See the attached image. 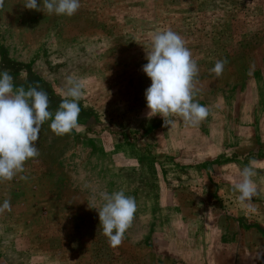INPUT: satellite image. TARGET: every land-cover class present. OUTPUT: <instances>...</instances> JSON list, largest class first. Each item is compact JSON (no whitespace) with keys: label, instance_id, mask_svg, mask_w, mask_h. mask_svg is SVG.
Wrapping results in <instances>:
<instances>
[{"label":"rangeland","instance_id":"obj_1","mask_svg":"<svg viewBox=\"0 0 264 264\" xmlns=\"http://www.w3.org/2000/svg\"><path fill=\"white\" fill-rule=\"evenodd\" d=\"M24 3L0 10V70L14 86L39 82L53 115L66 77L84 94L80 126L57 135L46 121L28 179L0 181V203L11 202L0 264H264V208L232 190L253 161L264 186V0H80L71 17ZM167 29L198 65L194 99L209 110L198 127L146 116L142 66ZM117 190L137 211L114 248L97 210L99 193Z\"/></svg>","mask_w":264,"mask_h":264},{"label":"clouds","instance_id":"obj_2","mask_svg":"<svg viewBox=\"0 0 264 264\" xmlns=\"http://www.w3.org/2000/svg\"><path fill=\"white\" fill-rule=\"evenodd\" d=\"M48 14L73 16L80 8V0H42ZM5 0H0V10ZM23 6L29 10L41 11V0H25ZM147 63L142 71L151 84L144 91L146 116L159 115L164 126L173 123L172 117L179 116L187 126L198 127L209 116V110L194 97L197 94L195 80L198 76L197 62L185 40L171 29L158 31L152 36L151 50L146 55ZM227 60H217L210 70L220 77ZM14 86L10 69L0 70V181H11L19 175L27 180L25 163L39 156L36 142L43 124L51 121L50 129L57 135L70 133L80 125L79 101L83 96V85L78 78L66 77V90L54 115L49 110L50 97L39 82H27ZM254 161L244 166L240 179L233 184V192L239 193L238 201L249 211L254 210L252 201L259 195L258 185L253 177L256 171ZM103 201L97 210L99 225L112 247H119L126 231L132 226L137 203L134 197L125 195L123 190L99 193ZM95 199V196L93 197ZM94 208V207H93ZM11 211V202L0 203V213ZM264 256L258 253L257 259Z\"/></svg>","mask_w":264,"mask_h":264},{"label":"crops","instance_id":"obj_3","mask_svg":"<svg viewBox=\"0 0 264 264\" xmlns=\"http://www.w3.org/2000/svg\"><path fill=\"white\" fill-rule=\"evenodd\" d=\"M258 185V189H259V195L257 197H254L253 199L255 200V203H259L258 206L263 207L264 208V200L263 197H260L262 195H264V186L262 184H257ZM260 198V199H259Z\"/></svg>","mask_w":264,"mask_h":264}]
</instances>
